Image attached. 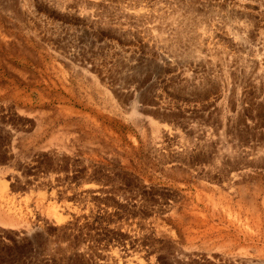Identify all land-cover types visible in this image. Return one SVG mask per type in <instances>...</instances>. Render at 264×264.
I'll list each match as a JSON object with an SVG mask.
<instances>
[{
	"label": "rangeland",
	"instance_id": "rangeland-1",
	"mask_svg": "<svg viewBox=\"0 0 264 264\" xmlns=\"http://www.w3.org/2000/svg\"><path fill=\"white\" fill-rule=\"evenodd\" d=\"M0 264H264V0H0Z\"/></svg>",
	"mask_w": 264,
	"mask_h": 264
}]
</instances>
